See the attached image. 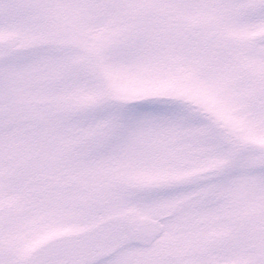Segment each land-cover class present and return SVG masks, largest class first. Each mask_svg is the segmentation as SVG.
<instances>
[{"label": "snow or ice", "instance_id": "obj_1", "mask_svg": "<svg viewBox=\"0 0 264 264\" xmlns=\"http://www.w3.org/2000/svg\"><path fill=\"white\" fill-rule=\"evenodd\" d=\"M0 264H264V0H0Z\"/></svg>", "mask_w": 264, "mask_h": 264}]
</instances>
